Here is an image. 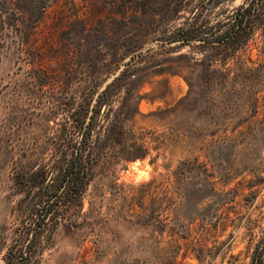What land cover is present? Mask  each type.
Wrapping results in <instances>:
<instances>
[{
	"label": "rangeland",
	"instance_id": "rangeland-1",
	"mask_svg": "<svg viewBox=\"0 0 264 264\" xmlns=\"http://www.w3.org/2000/svg\"><path fill=\"white\" fill-rule=\"evenodd\" d=\"M250 1L0 0V264H264V0L216 39ZM119 68L81 199L31 240L29 185Z\"/></svg>",
	"mask_w": 264,
	"mask_h": 264
},
{
	"label": "trees",
	"instance_id": "trees-1",
	"mask_svg": "<svg viewBox=\"0 0 264 264\" xmlns=\"http://www.w3.org/2000/svg\"><path fill=\"white\" fill-rule=\"evenodd\" d=\"M259 3V0H251L248 6L239 8L236 15L238 19L235 24L230 30L219 35L216 38L217 41L237 43L240 32L244 30L247 22L253 20L251 18L254 15L253 13L259 11ZM182 39L187 41L190 39V36H184ZM200 40L208 42L206 41L208 39H205V37L200 38ZM115 81H117V77L96 96L88 119L82 122L81 137L78 143H76L75 150L71 156L69 158L64 157L62 161H58L56 165H53L50 169V176H48L49 172L43 171V180L37 183V185H29L28 188L31 190L34 187L37 188L34 191L33 200L29 202L26 219V224L32 225L31 240L34 239L38 230L47 226L52 221L56 223L59 218L63 217L81 199V195L91 179L90 172L93 161L103 151L106 145L102 143L103 141L101 139V133L105 129L104 122L101 124L96 122L97 124H95V120H97L95 117V105L103 100L108 89ZM107 116L108 112L105 115V120ZM95 127H98L96 131ZM105 130L108 129L106 128ZM110 130L111 139L118 135L123 136L126 133L123 125H114ZM146 154L147 152L143 145H135L132 151L124 153L123 156L124 158L135 159L144 157ZM47 177L49 178L47 179ZM26 224L24 229L28 230ZM32 247L33 242L30 241L20 251L19 248L10 251L5 257L6 264H14L16 261L31 264L33 258Z\"/></svg>",
	"mask_w": 264,
	"mask_h": 264
},
{
	"label": "water",
	"instance_id": "water-1",
	"mask_svg": "<svg viewBox=\"0 0 264 264\" xmlns=\"http://www.w3.org/2000/svg\"><path fill=\"white\" fill-rule=\"evenodd\" d=\"M181 42V41H180ZM120 69L121 68H119L116 72H114V73H112L103 83H102V85L100 86V88H99V92H101L102 90H104L105 88H106V86L109 84V83H111L113 80H114V78L117 76V74L120 72ZM98 95V94H97ZM96 95V96H97ZM96 98V97H95Z\"/></svg>",
	"mask_w": 264,
	"mask_h": 264
}]
</instances>
